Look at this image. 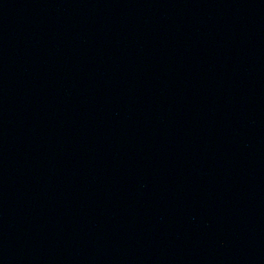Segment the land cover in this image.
Returning a JSON list of instances; mask_svg holds the SVG:
<instances>
[{
  "label": "water",
  "instance_id": "obj_1",
  "mask_svg": "<svg viewBox=\"0 0 264 264\" xmlns=\"http://www.w3.org/2000/svg\"><path fill=\"white\" fill-rule=\"evenodd\" d=\"M0 264H264V0H0Z\"/></svg>",
  "mask_w": 264,
  "mask_h": 264
}]
</instances>
